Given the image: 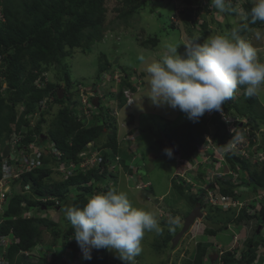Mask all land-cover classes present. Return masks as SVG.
I'll return each mask as SVG.
<instances>
[{"label": "trees", "instance_id": "obj_1", "mask_svg": "<svg viewBox=\"0 0 264 264\" xmlns=\"http://www.w3.org/2000/svg\"><path fill=\"white\" fill-rule=\"evenodd\" d=\"M157 0H120L115 11L118 13V18L129 25V21L134 15L141 10L146 3ZM187 6L201 5V0H181ZM252 5L246 6L247 23L244 26V33H248L255 28H264V22L257 20L252 22L250 16ZM0 9H2L3 20L0 18V177L1 164L3 161L2 151L6 141L10 137H23V143H30L33 139H38L43 133H46L52 142H55L56 147L67 154L68 157L75 156L82 151L89 142L99 143L105 136L106 146L118 152V139L116 140L117 125L115 121L109 119L96 118L89 126H86L82 121H78L70 108L65 107L67 104L66 95L63 98L61 84L58 82H46L43 73L48 72L50 68L61 70L66 65L63 61L66 56L71 55V51L76 48H81L85 53L92 42L100 40L103 36V28L108 10V0H0ZM199 10L201 8L199 7ZM194 10H186L181 12L179 26L187 25L190 29L187 30L189 36H193V31L197 26V21L194 20ZM178 28V26L172 25ZM220 31H218L217 34ZM202 34H208L206 25L202 27ZM153 46L158 44V39L150 40ZM149 43V42H147ZM147 43L143 42L142 46L147 48ZM68 48V49H67ZM54 66V67H52ZM98 75L112 70L111 61L105 54L100 56ZM65 71V70H64ZM65 81L64 93H69L70 89L76 83L70 78L68 71L64 72V76L60 77ZM38 84L43 85L39 87ZM6 88L4 90V86ZM132 85L129 79H124L121 89ZM243 88V87H242ZM136 91L135 88H132ZM49 98H54L53 103H48L49 108L41 112L40 121L37 126L30 129L27 133L23 132V128L29 124L30 119L34 118V114L40 111V102ZM74 95H70L68 99H73ZM122 104L125 102L123 97L120 98ZM226 111L231 115V111H235L233 116L239 120L248 119V125L251 126V134L255 129L259 128L258 121L264 122V112L262 106L258 102L256 96L248 97L243 92L242 95L236 96L226 101ZM62 105L54 118H47L52 111L54 105ZM24 107V111L19 113L17 107ZM232 116V115H231ZM43 124H47L45 128ZM213 126V127H212ZM240 124H237L235 130H239ZM184 127L190 128L188 134L183 138L176 130L165 134L172 144L177 148L183 149L188 155H193L198 145L206 143L205 135L212 133L215 143L219 147H225L230 136L227 133V124L224 119L218 114L211 118H206L203 115L199 121L193 123L190 121ZM214 130V131H213ZM172 131V130H171ZM244 131L241 132L243 134ZM175 135V136H174ZM238 136L234 134L233 137ZM26 138V139H25ZM167 146H165L166 148ZM108 156V155H107ZM227 160L232 170L240 174H246L253 179L254 191L264 190V164L260 168L256 165L250 170V164L245 159L238 158L235 153H228ZM107 169L105 170V172ZM104 171H90L86 174H81L76 177L67 178L61 182H53V186L48 185L44 179H51L49 171L45 169H37L34 172L24 174L22 176V185L32 183L33 190L36 194L44 195L45 192L59 196L66 203L67 207L79 206L86 204L88 198L93 195L95 186L86 187L84 192L76 198H71L72 202L67 200V194L71 187L77 186L82 188L83 184L96 179L101 182L104 178ZM245 176V175H244ZM250 181H245V184ZM227 185L228 189H223L226 195L232 194V183L222 182ZM52 187V188H49ZM45 189V190H44ZM180 199L187 200V203L192 207L197 202H202V199L193 196L186 192L182 185H173ZM107 192V191H102ZM24 196L16 194L13 199L9 200V205L6 209L5 218L6 224L2 225L0 232L7 233L10 228H14L15 236L19 240L16 247L10 249V259L13 260L19 249L32 251L36 245L42 242L44 232L42 227H46L53 234L52 246L56 247L59 236L64 237V246L66 248L75 246L72 242L74 239V229L68 221L67 225L49 219L48 217L22 218L21 215L31 206H35L33 200H27ZM69 198V197H68ZM69 204L67 205V203ZM24 203L27 206H24ZM49 207V205H48ZM208 219L222 224V227H227L228 224L234 223L241 225L248 223L254 219L258 222H263L264 208L258 213V216H250L246 211H242L237 219H232L226 216V212L221 210L210 211ZM224 213V216L221 214ZM219 214L218 217H214ZM18 217L17 220H12V217ZM8 218H10L8 220ZM255 229V234L256 230ZM215 229L207 228V233L214 232ZM257 235V234H256ZM262 233L260 231L259 235ZM174 237L170 234L163 240L165 246L169 247V242ZM69 239V241H68ZM261 241L256 238L246 239L245 248L241 253V259H237L236 251H229L219 257L221 264H240L241 261L245 264H264L262 256L257 255V249ZM264 244V243H263ZM210 253L207 245H199L197 254L192 260L186 264H205L203 258ZM53 254L50 258L43 257L40 264L57 263L58 259ZM92 259L85 260L82 264H112L109 251L106 249H93L91 252ZM212 263H218V255L210 256ZM14 262V261H13ZM22 262V259L18 263Z\"/></svg>", "mask_w": 264, "mask_h": 264}, {"label": "clouds", "instance_id": "obj_2", "mask_svg": "<svg viewBox=\"0 0 264 264\" xmlns=\"http://www.w3.org/2000/svg\"><path fill=\"white\" fill-rule=\"evenodd\" d=\"M209 5L212 7L211 10L213 11V13H215L213 9L214 7L218 9L221 13H224L228 10L229 12H231L232 10L231 3H226V0H210ZM194 6H195V9H193L194 20L197 21L196 19L200 20L201 18L200 16L198 17V15L195 14H198L199 11L201 12L202 9L204 8L203 0H201V5H194ZM194 6L191 7L189 6L187 9L192 10L191 8ZM199 7L201 8V10H199ZM178 15L179 14H177V16ZM250 16L252 18L253 23H255L257 20L264 22V0H254V6L251 8ZM225 17H226L225 13L220 17H218V14L216 15L215 13L214 23L220 26L219 28H216L215 31L216 33H218V30L222 27L221 24L224 23L223 21L225 20ZM179 23H180V19H179ZM179 23L176 25L179 26ZM197 23L199 24L200 21H197ZM228 23L229 22L226 21L224 29L226 25H228ZM198 24L196 26L197 29H198ZM203 25L207 26V24H205L204 22ZM208 34H209V28H208ZM188 37L190 43V38L192 39V36H189L188 34ZM190 44L191 45L183 44L186 45L185 51L183 53L178 52L177 47L169 44L166 47V51L162 59L151 62L147 65L146 72L148 74L149 88L151 93L149 97L154 106L157 107L168 106L172 109H179L181 112L186 114L187 118L190 121L196 123L199 121V118L205 115L206 112H211L213 110L221 111L224 103L230 100L231 98H233L237 90L242 91V93L244 92L245 95L248 97H253L258 95L261 88L264 87V62H261L258 59L257 50L252 46V44L249 43L245 38H243L240 35V29L233 28L230 33L216 34L207 41H204L202 43L201 41H199ZM123 71L126 72L125 70ZM121 72L118 71V73H116L114 77L110 78L113 81H118L116 77L120 80V82L115 83L114 86L112 87V95L110 99L112 103H115L117 100H120L121 96L123 97L122 95L123 93H120V91H122L125 88H130V87H123L121 89L124 79H129V81L130 80L132 81V79L129 78V74L122 75ZM44 74L45 73H43L42 76L45 77ZM98 76L100 78L103 76L108 77L109 73H103ZM131 81L130 83L132 85V88L136 89V91H134L133 94L134 99H136L135 93H137L140 90V88L134 85ZM38 86L42 87L43 85L38 84ZM88 89H92L93 90L92 92L94 93V96L91 98V100H94L95 98L100 99L103 96V91H101V89L96 88L94 85H90ZM119 93L120 95L118 96ZM65 95L66 94L63 92L62 97L64 98ZM82 97L83 96L74 97L73 99H68L69 96L66 95L67 104H65V107L70 108L74 100L80 101L79 105L81 106ZM49 100L50 99H46L40 102V106H39L40 111L35 113L34 118H32L36 124L38 121H40L41 112L43 110L46 111L49 108L47 104ZM54 107L56 111L55 112L51 111V114L47 118L53 119L54 115L57 114L60 107L63 106L58 104V105H54L53 108ZM129 107L130 106L123 107L117 111L118 112L117 115L114 113L112 115H109L108 118H106L111 121H115L118 128L126 129L127 130V131L125 130L126 136L131 135L134 132V130L130 129L132 126H130V123L128 122V120L131 118V115L130 117L123 119L122 114H120L119 112L120 111L124 112V110H126V108ZM23 111H24V107H22V111L19 113H22ZM96 118L102 120V117L96 116L93 119H91L86 124V126H89ZM120 123H123L122 127H120ZM43 125L45 128L47 127V124H43ZM140 133L141 132L139 131V134ZM163 136L165 135L163 134ZM249 136L253 138L255 136V133L254 135L251 134ZM12 139L16 140V137H10L9 140L6 141L4 148L8 147L10 150V154L13 155L14 158L13 159H11L10 157L3 158V162L1 164L2 176H3V165L5 161L13 163L15 162V160H17L20 157L21 152L18 150V148L15 149L12 146L11 144ZM125 139H127V137H124L121 141H125ZM166 139L167 137L165 138V142H164L165 145L161 146V149L163 150L161 156L163 157V155H167L171 157L172 149H170V147L173 146V144L166 143ZM233 139H238V136L233 137ZM47 141L52 142L50 137L46 133H43L41 137H39L38 139L34 138L33 141L28 144L27 147L30 148L29 145L36 142L37 144H40V146L44 148V152L42 153L40 165H37L32 170L25 171L21 175L34 172L39 168L48 170L49 175H52L54 172L57 171L59 165L56 163L57 158L54 156V152L55 151L61 152V150H59L58 148L46 149L41 144V142H47ZM118 142L121 143L119 139ZM89 144L91 145L104 144L106 146L105 140L104 141L100 140L99 143L89 142ZM165 146L167 147L165 148ZM214 146L219 147L216 143H214ZM220 148L223 154L230 153L231 151H234L235 153L240 152L239 151L240 148L236 150H232L230 145H226L225 147L223 148L220 147ZM110 151H113V159H110L108 157L107 160L110 161L115 160L116 163L126 164L124 162L125 155L122 156L119 152H115L112 148L106 146L105 152L108 153ZM134 153H135L134 151L131 152L132 159L135 160L136 157L134 156ZM263 155L264 153H261L260 158ZM219 156L220 155H216V157ZM78 161L79 160H73L72 162H78ZM115 170L116 168L107 169L106 172L104 171L103 174L105 173L106 175L104 176V178H101V182H98L96 179H93L91 182L87 184H83L82 188H79L77 186L71 187L70 192H73L75 195L78 196L84 192V189L86 187H90L92 185L96 187L99 185V183L105 182L109 180L111 177H113L112 178L113 180L109 184H107V192L93 193V195H91L88 198L86 204H84L82 207L79 206L66 207L64 209V212L67 220L71 223V226L74 229L75 241H73L72 243L75 245V247L81 248L83 252V258L85 260L92 259L91 252L93 249H97V250L106 249L110 252H114L116 254V258L120 260L122 264H136L135 257L138 256L141 252V242L143 240L145 233L154 231L157 234H159L161 232V227L156 216L152 212L133 206L126 192L117 191L115 189V182L121 180L122 177L126 178L127 180L131 179V175H115L114 173ZM118 173H120V170L118 171ZM136 173L139 174L136 175L135 178L139 179V181L141 182L142 191H146L148 194L151 195L149 196L148 200L152 202L153 199L156 198L155 196H153V194L156 193L154 189V185L150 180L147 179L149 178V176H147L146 172L144 173L143 170L139 169L136 170ZM2 176L0 177V179L2 178ZM59 176L60 175L52 176V178L49 179V181L45 179L44 181L48 185L53 186L52 185L53 182H60V179L58 178ZM76 176L78 175H73L71 177H76ZM233 176L237 177L238 175H233ZM71 177H68V179ZM236 181L238 182V180ZM175 183L177 185H182L186 190V192L193 196H196L194 195V191H196L199 194L196 197L202 199V202L200 203L202 205V211L204 213V219L197 220L194 223V225L190 228L189 232H187L184 235L182 240L185 239L189 235V233H191V230L195 226V224H197L196 231L199 232V236H203V235L207 237L210 236V234L207 233V228L210 227L208 221L214 224H219L208 219L209 214H211L210 211H215V210L222 211V209L216 208V206L212 205L209 202V198L205 196V186L203 184V179L199 177H192V175H190L188 171L179 168V170L176 171L172 176V184H171L172 189ZM19 186L22 187V190L25 189L26 186H30L31 191L29 192V195H26L24 197L27 200H33L34 203L37 202L35 206L29 207V209H27L21 215L22 218L31 219L36 217H44L45 216L44 214L47 213L46 211L49 209L51 211H57V212L62 210L61 209L62 204H64L65 202L62 200L61 197L55 196L48 192H45L44 195L36 194L32 188L33 187L32 183L22 185L21 182L19 183V179H18L14 182V188H19ZM72 188H74V190ZM69 193L66 195L67 197H69L68 196ZM46 196L51 197L55 200L54 201L50 200L47 203H43L42 199ZM157 199L159 201L156 203V206L160 209V202H164V201L161 197L159 198L158 196ZM9 200L10 198L7 197L6 202L3 206L4 212L0 214V219H6L5 213L9 205ZM56 200L58 201L57 205L55 203ZM204 203H206L205 206L208 208V211L203 210ZM24 206H27V204L24 203ZM195 206L192 208L190 206V208L193 210ZM168 209L169 210L166 213L160 210V218H172L175 217V215H177L175 214V212H173V210H171V207H168ZM36 210L41 212V214L38 212L40 215H36V213L33 212ZM192 210L187 212L186 214L183 213L185 216H182L183 219H182V223L180 224L182 228L185 219L189 216ZM244 210L248 215H250L249 214L250 209L246 208L245 205L232 210L235 212L238 211V214L234 219L239 218L241 212ZM48 218L53 221H56L54 218H50V217ZM248 223L241 224L242 227L246 229L247 235L249 234V231L247 230V226H245V224ZM219 225L222 227V224ZM231 225H235V224L232 222L228 224L227 227ZM260 225H262L261 230H263L264 221ZM210 228L215 230H220L212 227ZM12 229L13 228H10L9 231H11ZM42 230L44 233H47L48 231L46 227H42ZM181 230L180 231L176 230V232L174 233V237L178 233H180ZM192 234L195 235V237L197 236L196 234L193 233V231ZM237 237L239 242V236ZM182 240L180 241L179 245L181 244ZM190 240L192 241V237H190ZM17 241L19 242L18 238ZM238 242L233 246V248H235L236 250L235 257L241 259L242 256L241 253L243 250L242 249L239 250L236 247ZM202 243L203 242L195 241L194 243L195 250L193 252V255L191 258L186 260L189 261L195 257V255L197 254L198 246L202 245ZM171 244L172 245L170 248H172L173 250H176V248L179 246L178 245L177 247L173 248V241L171 242ZM183 245H185V243ZM263 245L264 244H261V246H259V250L262 249ZM167 249L168 248H166V250ZM190 250H191V245L188 246L185 252L190 254ZM259 254L260 253H258V257ZM210 255L211 252L208 253L207 256L203 258L205 263L207 260L212 263L213 259L210 257ZM81 260L83 263L82 256L78 259L79 263L81 262ZM256 264L259 263L256 262Z\"/></svg>", "mask_w": 264, "mask_h": 264}, {"label": "rangeland", "instance_id": "obj_3", "mask_svg": "<svg viewBox=\"0 0 264 264\" xmlns=\"http://www.w3.org/2000/svg\"><path fill=\"white\" fill-rule=\"evenodd\" d=\"M51 1L52 0H50V3ZM119 1L120 0H108L109 12L106 14L102 38L92 42L85 53L81 48L72 50L71 55L66 56L63 61L64 65H66L64 68L58 70L57 67L55 68L52 66L54 68H50L48 72H46V75L49 81L52 80L56 83L59 82L61 87H65V81L61 80L60 77H63L64 72L68 71L70 73V78L73 79L74 82H82L84 84L92 85L96 81H102V78L98 76V68L100 56L105 54L111 63L119 58V64L114 65V69L119 72L122 71V75L129 74V78L132 79V81H130L140 88V90L135 93L136 99H134V106L126 108L124 112H119L122 114L123 119L130 117L131 115L128 122L134 125V123H132L134 120L135 125H137V129H134V132L131 135L126 136L127 130L117 127L118 132L116 134V140L119 139L121 142H118L119 146L117 145L118 152L122 156L125 155L124 162L127 166L133 167V171L127 174L122 171L118 173L120 169L116 168L114 173L115 175H131V178L133 179L136 175H139L136 173V170L139 167H144L146 169L147 176H149L147 179L154 185L156 193H154L153 196L156 198L150 202L148 198L151 195L146 191H142V186L141 189H137L136 183H127V179L124 177L118 181L116 189L117 191L126 192L133 206L152 212L160 224L161 232L159 234L154 231L145 233L141 242V252L135 257L136 264H186L188 261L186 259L191 258L195 250V241L203 242V245H207L208 249L213 252L217 251L218 245H221L222 249L231 248L234 245L235 235L239 236V242L236 245L239 250H244V242L246 239L256 238V240L258 239V241H261L259 242L260 245L263 244L264 225L263 230H261V236H257L259 235L257 232L258 229L256 230L257 235L254 232L255 229L259 228L260 224L263 222L254 220L245 224V226H247V230L249 231L248 235L246 229H244L242 225H231L229 227H223L220 230L210 232V236L208 237L205 235L199 236V232L196 231L197 224H195L191 233H189V235L182 240L176 250L170 248L174 237L171 239V242H169V247L166 250L167 247L165 246L163 240L165 237L167 238L169 233L174 234L176 230L180 231L182 229V226L180 225L183 219L182 216H185L184 214L192 209L190 208V205L188 206L187 200L180 199L177 194L178 192L172 189V176L179 170V168H183L184 164L179 165L174 155L169 158H167V155H163V157L161 156V153H163L161 146L165 145L164 142L166 138L163 134H169L170 132L172 134L175 129L177 133L179 132V135L185 138L184 136H186L191 129L184 127V125H187L190 120L187 118L186 114L181 112L179 109H172L168 106L157 107L153 105L149 97L151 93L148 74L146 72V67L149 63L162 59L167 45L171 44L179 49V47L184 43L187 45H191L190 43L199 41L202 43L216 35V28H219L220 26L214 23L215 13L216 15L218 14V17L224 15V13L226 14L225 20L223 21L224 23L221 24L222 27L218 31H221L220 33L224 34L230 33L233 28L240 29V35L252 44V46L257 50L258 59L261 62H264V28H255L254 30H250L248 33L243 32L244 26L247 23L246 6H254V0H226V3H231L232 10L231 12L228 10L224 13H221L214 6L213 9L215 13H213L211 10L212 7L209 5L210 0H203L204 8L201 12L199 11V13L197 12L198 14H195L198 15V17L200 16V20L196 19L197 21H200V23L198 24V29L196 27L195 29L197 30L193 31L190 43L187 32L190 28L187 25L182 24V27L178 26V28L172 27L173 23H175V26L179 23L180 17H178L177 14L188 10L187 8L189 6L183 4L181 0H157L146 3L144 7L129 21V25L119 19L118 13L115 11ZM191 9H195V6ZM0 18L3 20L2 9H0ZM226 21L229 23L226 25L225 29H223ZM203 22L207 24L209 28V34L205 36L202 34ZM152 39H158V44L153 46L150 42ZM143 42H149L147 43V48L142 46ZM5 87L6 86H4V88ZM99 89L108 93L110 85L104 83ZM241 94L242 91L237 90L235 92L236 96H240ZM256 98L261 104V109L264 112V87L261 88L258 95H256ZM106 102V100H101V104H103L102 106H104V103ZM225 103L227 104V102ZM225 103L223 105L224 107L226 106ZM107 109V107L104 108L105 111ZM17 111L21 112L22 106H18ZM52 111H56L55 107ZM205 117L207 118L206 113ZM247 120H244V123H247ZM234 121H237V119L232 118L230 123H233ZM258 125L259 130L254 132L255 136L253 138L256 139V141H264V122L258 121ZM122 126L123 123H120V127ZM137 130H141L139 136H135V132ZM251 130V126L247 124L243 135H251ZM254 133L252 135H254ZM124 137H127V139H125V141H121ZM105 138L106 137L104 136L101 140L104 141ZM44 143H46V145L49 144L48 141ZM173 149H176L174 145ZM132 151L135 152V160L132 159ZM107 155L110 159H113V151L108 152ZM261 158L264 159V155L261 156ZM201 160V157L197 158V161ZM251 163L253 165H258L255 164L254 160H252ZM251 163H248L250 164V170L254 168ZM258 167L260 168L259 165ZM123 171H125L124 168ZM53 176H56V174H53ZM235 178L236 176L233 180H235ZM244 178V175H238V188L240 191L246 190V186L243 182ZM255 186V184L252 185V188ZM72 189L74 190V188ZM258 190V192H260V189ZM194 195L197 196L199 194L194 191ZM68 196L69 198L67 197V200L69 202H72L71 198L77 197V195L73 192H70ZM157 196L159 198L161 197L164 201L160 202V209L156 206V203L159 201ZM244 200L248 201L249 198H245ZM205 205L206 203H204V206ZM248 205L253 206V202L249 200ZM204 206L203 210L208 211V208ZM66 207V203H64L62 204L61 211L57 212L49 209L44 215L59 221V223L62 224L61 226H64V224L67 225L68 220L64 212ZM168 207H171V210H173V212L177 215L169 219L160 218V210L166 213L169 210ZM33 212L36 213V215L41 214L38 210ZM252 212L253 211L250 213ZM225 214L226 216L234 219L237 216L238 211H230ZM221 215L224 216V213ZM218 216L219 214H215L214 217ZM192 231L197 235L196 237L192 234ZM61 236L58 238L56 247H53V235L50 236L49 234L44 233L43 237L45 241L39 244L33 252L40 254L42 257H49L51 255L50 253L55 251L58 264H81L82 260L80 263L78 261L81 256L84 262L85 259L83 258L81 248L75 246L66 248L64 246V237ZM189 236L192 237V241ZM184 243L185 245H183ZM190 245L191 250L190 254H188L185 251ZM256 253L257 255L258 253L264 254V245L261 250H259L258 247ZM109 254L112 264H122V262L116 258V254L114 252L109 251ZM205 264L213 263L207 260Z\"/></svg>", "mask_w": 264, "mask_h": 264}, {"label": "bare ground", "instance_id": "obj_4", "mask_svg": "<svg viewBox=\"0 0 264 264\" xmlns=\"http://www.w3.org/2000/svg\"><path fill=\"white\" fill-rule=\"evenodd\" d=\"M173 19V18H172ZM220 33V32H219ZM114 63V62H113ZM112 64V70H110L109 72V76L108 77H101L102 81H96L94 82L92 85H94L96 88H100V86H103L104 83H107L108 85H110V89L108 91V93L103 92V96L99 99L98 104L93 102L94 100H90L89 101V105L91 106V113L88 115L85 113L84 111V107L81 105H79L78 100H74L73 104L70 106V109L72 111V113L74 114V117L78 120V121H82L85 125L94 117L96 116H100L102 117V119H106L109 117V115H112L114 113H116L119 109L123 108V107H127L130 106L132 107L134 105V102H132L131 104L128 105L127 103V99L125 97L124 94V90L120 91V93H123V99L125 100V102L122 104L121 100H117L115 103L111 102V95H112V87L114 86L115 83L120 82V81H113L110 78L114 77L116 75V73H118V71L116 69H114V64ZM45 78H46V82H49V80L47 79V75L46 73L44 74ZM53 82V81H52ZM66 86V85H65ZM89 86L88 84H84L82 82L79 83H75L73 85V87L70 89L69 93H65L68 96L70 95H74V97H81V96H86L89 93ZM64 88V87H62ZM132 91V96L134 94L133 89H131ZM120 93L118 94V96L120 95ZM50 100L48 101V103H53L54 102V98H49ZM101 100H106L107 102L104 103V106H102L103 104H101ZM47 103V104H48ZM58 105V104H57ZM107 107L108 109L105 111L104 108ZM226 107L222 106V110L221 111H216L213 110L211 112H206V116L207 118H211L213 115L218 114L219 116H221L224 121L227 124V133L228 136H230V140L228 141V143L226 145H232V144H236L237 149H239L241 147L240 144V140H245V141H250V143L258 144V147L256 148V150L254 152H249L248 153V157L243 156L242 153H235L234 151H231L230 153H235L236 156L238 158L241 159H245L247 163H251L252 160H254L255 164H258L259 166L264 164V160L260 159V154L264 153V141H255L256 139L251 138L249 136V134H247V136H244L243 134H241L242 131L245 130L246 125L248 124V120L246 118L243 119V121H240L239 119L237 121H234L233 123H230L232 118L234 119L235 116H233L235 111H231V115L229 114V112H227ZM223 111V112H222ZM244 120H247V123H244ZM237 124H240L239 126V130H235V127ZM37 126V124L35 123V121L33 119H30L29 124L26 125L23 128V132H28L30 129H33ZM213 127V126H212ZM259 130V128L255 129ZM238 133V139H233V135ZM23 137H18L16 138L17 143L12 144V146H17V147H27L28 143H23L22 141ZM204 139L206 140V143H204L203 145H198L197 146V150L193 155H188L186 154L183 149H179L177 148L175 145L174 147L176 149H173V146H171L170 148L172 149V155H174L176 157V160L178 162L179 165H183L184 167L181 168L185 171H188L190 173V175H192V177H199L201 179H203V184L205 186V196H207L209 199L210 198H214L216 201V208H221L222 212H229L232 211L236 208H239L241 206H244L246 208L250 209V212L253 211L251 214L253 216H258L259 215V211L264 208V190H261L260 192H255L254 188H252V184H253V179L250 178L248 175V172H246V174H240L235 172L234 170H232L229 166V162L227 160V154L228 153H222L221 152V148L220 147H215L214 146V137L213 134H207L205 135ZM49 143V144H48ZM46 145V143L41 142V144L46 148V149H54L57 148L55 145V142H48ZM106 146L104 144H97V145H91V144H87L84 149L82 151H80L79 153H77V155L75 156H70L68 157L67 154H65L64 152L61 151L62 156L57 158L56 163L59 165L58 169L62 166V165H69L73 160H79L84 161V160H88L89 158H101V162H99L98 164L92 165L91 163L89 165H87L84 169L82 170H78V172L72 174V175H81V174H86L90 171H105L106 169H113V168H119L120 171H122L123 173H129L131 171H133V167H129L126 164H119L116 163L115 160H107L108 156L107 153L105 152ZM236 150V149H234ZM216 155H220L219 157H216ZM201 157L202 160L201 161H197V158ZM259 157V158H258ZM3 162V161H2ZM252 164V163H251ZM257 165V166H258ZM252 166H256L253 165ZM123 168L125 171H123ZM57 169L56 172H54L53 174L56 175H60L58 178L60 179V182L67 179L68 177L66 176V173H62L61 171H59ZM146 170L144 167H139L137 170ZM146 172V171H145ZM52 174V176H53ZM147 174V172H146ZM104 175H106L104 173ZM113 175V174H111ZM233 175H245V178L243 179L244 185L246 186V190L245 191H240L238 188L239 182H237L236 180H238V176L235 178V180H233L234 176ZM22 176L19 178V183L22 181ZM51 176V178H52ZM113 177H111L109 180L99 183L98 186L95 187L94 193H98V192H102V191H107V184H109L113 179ZM46 180V178H45ZM120 181V180H119ZM230 181L232 183V189L231 192L232 194L226 195L223 193V189H228L229 187L225 184H223L222 182H228ZM245 181H250L249 183ZM130 182H134L137 184V189H141V182L139 181V179L136 178H131L130 180H127V183ZM118 183V181L115 182V189H116V184ZM117 190V189H116ZM29 190H19L18 188H14L12 191V194L9 195L10 200L13 199V197L16 194H20V195H29ZM189 192V191H188ZM245 198H249L250 201L253 202V206H249L248 205V201H245ZM4 203H0V214L2 213V208L4 206ZM264 215V214H263ZM10 218H8L9 220ZM18 217H12V220H17ZM169 219V218H168ZM2 221V223L0 224V228L2 227V225L6 224V219H0V222ZM169 223V222H168ZM46 234H49L50 236L53 235L50 231H47ZM0 237H4L7 241V244L4 245L3 243L0 244V264H40V262L42 261V256L40 254L34 253L33 250L32 251H26V250H22L19 249V251L16 253V255L14 256V259L11 260L10 259V249L12 247H16L19 242L17 241V237L15 236L14 233V228L9 231V232H0ZM174 239V238H173ZM172 239V241H173ZM45 239L44 237L42 238V242H44ZM42 242H40L39 244H41ZM37 244L36 247L39 245ZM236 244V242L234 241V245ZM233 245V246H234ZM233 246L229 249H222L221 245H218L217 251L213 252L210 251L212 255H218V263L216 262V264H221V260L219 259L220 256H222L224 253L229 252V251H236L235 248H233ZM35 247V248H36ZM52 256L53 254H55V251L53 253H50ZM211 256V255H210ZM264 259V256H262ZM46 258H50V257H46ZM22 259V262L18 263V261ZM238 259V258H237ZM14 261V262H13ZM50 264H57L55 262L50 263Z\"/></svg>", "mask_w": 264, "mask_h": 264}, {"label": "built area", "instance_id": "obj_5", "mask_svg": "<svg viewBox=\"0 0 264 264\" xmlns=\"http://www.w3.org/2000/svg\"><path fill=\"white\" fill-rule=\"evenodd\" d=\"M116 79L118 81H120L117 77ZM92 89H89V93L86 96L82 97V106L84 107V111L86 114H90L91 113V106L89 105V101L91 100V98L94 96V93L92 92ZM124 94L125 97L127 99V103L128 105L131 104L134 101V95L132 96V91L130 88H125L124 90ZM116 115L118 114V112L115 113ZM13 141V142H12ZM256 141V140H255ZM17 143V140L12 139L11 140V144ZM240 153H242L243 156L248 157V153L249 152H254L256 150V148L258 147V144H251L250 141H245V140H240ZM29 147H17V146H13L15 149L18 148V150L21 152L20 153V157L15 160V162L10 163L8 161H5L4 165H3V176L0 179V203H4L6 202L7 197H9V195L12 194V191L14 189V182L16 180H18L21 177V174L24 173L25 171H29L32 170L33 168H35L37 165H40L41 162V158H42V153L44 152V148L42 146H40V144H37L36 142L29 145ZM231 149H237L236 144H232L231 145ZM54 156L56 158L61 157L62 154L59 151H55L54 152ZM101 158H89L88 160H84V161H78V162H72L69 165L65 166L62 165L58 170L61 171L62 173H66L67 177H71L73 176L72 174L78 172V170H82L84 169L87 165H89L90 163L92 165L98 164L99 162H101ZM19 190H22V187L19 186L18 188ZM25 190H29L31 191L30 186H26ZM50 200H55L51 197H44L42 199L43 203H47ZM209 202L215 206L216 201L214 198H210ZM56 205L58 204V201L56 200ZM4 212V209L2 208V213ZM250 215H252L249 212ZM3 220V219H2ZM2 223V221L0 222V224ZM234 241L237 243L238 242V237L235 236L234 237ZM7 244V241L4 237H0V244ZM259 256H264V254H259Z\"/></svg>", "mask_w": 264, "mask_h": 264}, {"label": "water", "instance_id": "obj_6", "mask_svg": "<svg viewBox=\"0 0 264 264\" xmlns=\"http://www.w3.org/2000/svg\"><path fill=\"white\" fill-rule=\"evenodd\" d=\"M185 46L186 45H182L179 47L178 49V52L180 53H183L185 51ZM114 65H118L119 64V58H117L114 63ZM63 93V89H60V94ZM96 105V103L98 104L99 102V99L98 98H95L94 101H93ZM98 106V105H96ZM139 135V131H136L135 132V136H138ZM3 158H7V157H10L11 159L14 158L13 155L10 154V150L8 147L4 148L3 150V154H2ZM204 219V213L202 211V205L200 202H198L195 206V208L192 210V212L189 214V216L185 219V222H184V225H183V228L181 230L180 233H178L174 239H173V248L177 247L180 243V241L182 240V238L184 237V235L189 232L190 228L194 225V223L197 221V220H203ZM262 221H264V215H263V219ZM209 222V225L210 227L212 228H216V229H220V225L219 224H214V223H211L210 221ZM262 229V225L259 226L258 228V233H260ZM240 264H245L244 262H241Z\"/></svg>", "mask_w": 264, "mask_h": 264}, {"label": "crops", "instance_id": "obj_7", "mask_svg": "<svg viewBox=\"0 0 264 264\" xmlns=\"http://www.w3.org/2000/svg\"><path fill=\"white\" fill-rule=\"evenodd\" d=\"M224 29V28H223ZM221 32V31H220ZM221 34V33H220ZM185 44V43H184ZM130 123V122H129ZM132 123H134V125H135V122H134V120H133V122ZM132 125V127L130 128V129H132V130H134V129H137V125H135V126H133V124H130V126ZM138 129H140V128H138ZM129 131V130H128ZM141 131V130H140ZM140 135V134H139ZM138 135V136H139ZM166 142L167 143H171L170 141H168V138L166 139ZM174 145V144H173ZM155 158H158V157H155ZM167 158H169V156H167ZM143 168V167H142ZM146 171V170H145ZM145 171L143 170V172L145 173ZM126 182H127V180H126Z\"/></svg>", "mask_w": 264, "mask_h": 264}]
</instances>
